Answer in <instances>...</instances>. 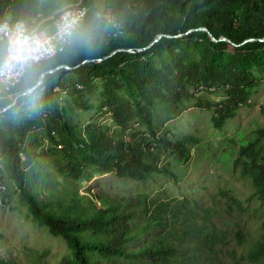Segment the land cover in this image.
<instances>
[{"label": "trees", "instance_id": "1", "mask_svg": "<svg viewBox=\"0 0 264 264\" xmlns=\"http://www.w3.org/2000/svg\"><path fill=\"white\" fill-rule=\"evenodd\" d=\"M62 3L0 0V16L31 22L54 14ZM82 3L88 7L83 22L91 29V45L65 46L53 57L51 67H69L56 68L39 99L7 107L17 89L2 94L0 180L7 191L0 186V192H20L34 220L66 240L71 254L62 264H264V217L249 225L247 207L228 189L207 204L190 196L142 193L128 200L77 189L69 198L62 193L54 199L33 185L43 173V154H54L58 173L68 179L92 168L152 180L169 171L161 163L165 149L172 163H187L197 138L173 139L161 124L193 99L213 109L217 126L249 104L264 77V0ZM99 84L97 108L112 113L114 128L77 120L78 109L95 107L83 91ZM216 90L225 96L205 99ZM135 122L142 128H133ZM46 140L50 147L40 148ZM234 166L252 181V196L264 200V124L240 144ZM0 264L6 261L0 258Z\"/></svg>", "mask_w": 264, "mask_h": 264}, {"label": "rangeland", "instance_id": "2", "mask_svg": "<svg viewBox=\"0 0 264 264\" xmlns=\"http://www.w3.org/2000/svg\"><path fill=\"white\" fill-rule=\"evenodd\" d=\"M70 3H74L73 0H63L61 7ZM83 93L88 103L96 108L78 109L77 120L81 123L99 122L114 128L112 113L97 108L101 101L102 85L99 84L93 92ZM205 96L207 100H220L225 94L223 90H216ZM263 106L264 77L249 104L241 106L222 126L215 125L213 109L198 105L195 99L189 101L181 114L160 124L173 139L186 135L197 138L191 145L192 157L187 163H172L174 156L170 150H160L161 163L168 166L169 171L158 174L155 179L139 181L122 177L116 171L92 168H88L81 178L68 179L58 173L54 154H43L39 157L40 171L43 173L34 178L33 185L43 192V197L54 199L62 193L69 198L77 189L80 194L96 190L104 195L111 194L128 200L142 193L162 199L190 196L207 204L223 188L244 202L248 209L245 219L254 226L258 219L264 217V200L252 196V181L241 175L234 161L240 144L252 139L256 129L264 124ZM132 127L142 128L137 122ZM39 132L43 133L41 130ZM49 147L50 143L46 140L40 148ZM3 168V157L0 155V169ZM3 172L0 170V175ZM0 186L7 191L1 180ZM70 254L71 250L63 237L53 234L48 226L34 220L20 192H13L10 196L0 192V258L6 264H62L61 261Z\"/></svg>", "mask_w": 264, "mask_h": 264}, {"label": "clouds", "instance_id": "3", "mask_svg": "<svg viewBox=\"0 0 264 264\" xmlns=\"http://www.w3.org/2000/svg\"><path fill=\"white\" fill-rule=\"evenodd\" d=\"M84 15L66 5L57 10L52 23L0 22V100L5 99L3 93L17 89L7 97L11 101L7 107L20 99L34 101L42 96L47 78L57 71L50 64L58 51L91 45L93 37Z\"/></svg>", "mask_w": 264, "mask_h": 264}, {"label": "bare ground", "instance_id": "4", "mask_svg": "<svg viewBox=\"0 0 264 264\" xmlns=\"http://www.w3.org/2000/svg\"><path fill=\"white\" fill-rule=\"evenodd\" d=\"M66 6V5H65ZM67 6H70L73 10H77V7H80V6H86V5H84L83 3H82V0L81 1H79V2H74V3H70V4H67ZM2 16H0V18H1ZM57 18V11L54 13V14H52V15H50L49 17H42V18H39L38 16L34 19V20H47L49 23H52V21L54 20V19H56ZM81 86V85H80ZM84 88V87H83ZM66 96V95H65ZM62 98V97H61ZM63 99V98H62ZM61 99V100H62ZM55 133V132H54ZM25 155V154H24ZM23 155V157H26V156H24Z\"/></svg>", "mask_w": 264, "mask_h": 264}, {"label": "built area", "instance_id": "5", "mask_svg": "<svg viewBox=\"0 0 264 264\" xmlns=\"http://www.w3.org/2000/svg\"><path fill=\"white\" fill-rule=\"evenodd\" d=\"M77 11H83L84 13H85V15H84V18H85V16H86V14H87V12H88V7L87 6H80V7H77ZM102 15V14H101ZM107 16V15H106ZM36 18V17H35ZM34 18V19H35ZM108 18H110V16L108 15ZM33 19V20H34ZM4 20H8L10 23H15V22H17V21H21V20H17V21H15V22H13V21H11L6 15H3L1 18H0V22H3ZM32 20V21H33ZM22 21H26V20H22ZM26 22H29V21H26ZM59 52V51H58ZM57 52V53H58Z\"/></svg>", "mask_w": 264, "mask_h": 264}, {"label": "water", "instance_id": "6", "mask_svg": "<svg viewBox=\"0 0 264 264\" xmlns=\"http://www.w3.org/2000/svg\"><path fill=\"white\" fill-rule=\"evenodd\" d=\"M201 28H203V29H207L208 31H209V29L207 28V27H201ZM209 33H210V35L212 36V38H214V39H218V38H216L210 31H209ZM161 35L162 34H160L154 41H156V40H158L159 39V37H161ZM250 39H252V38H250ZM153 41V42H154ZM129 49H131V48H129ZM117 50V49H116ZM116 50H114L113 52H115ZM65 64H61V65H59V66H57L56 68H58V67H60V66H64ZM65 66H68L69 67V65H65Z\"/></svg>", "mask_w": 264, "mask_h": 264}]
</instances>
